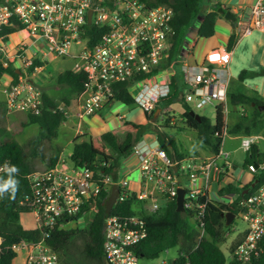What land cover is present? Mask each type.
<instances>
[{
    "label": "built area",
    "instance_id": "1",
    "mask_svg": "<svg viewBox=\"0 0 264 264\" xmlns=\"http://www.w3.org/2000/svg\"><path fill=\"white\" fill-rule=\"evenodd\" d=\"M173 15L172 7L166 4L148 6L140 0H1L0 67H7L11 61L16 70V78L11 77L5 83L1 76L7 73H0L6 108L38 113L41 90L34 76L41 66L32 70L29 66L36 58L44 62L47 55L70 56L74 60L71 68L85 73L77 117L99 111L111 101L115 84L130 81L128 89L134 105L151 116L149 120L164 121L170 107L159 103L170 93L172 72L168 73L169 66L163 65L171 45ZM5 27L24 30L31 37V44L34 41L42 44L35 46L29 55L25 52L27 44H19L9 61L4 47L6 34L2 32ZM92 28L98 29V35L92 33ZM253 29L264 30V0L241 7L234 18L236 34L243 37ZM93 35L97 40L89 44ZM229 61L228 49L215 48L205 54L203 62L184 64L181 76L184 85L181 97L192 110L207 103L213 104L214 110L221 106L224 121L216 151L173 159L156 136L142 135L131 146L140 175L136 190L128 187L125 177L114 180L103 173L96 177L87 166L71 165L62 156L52 166L32 172L31 194L25 204L34 218L33 228L41 229V236L11 244L16 253L25 250L23 264H60L57 252L46 242L50 230L54 226L85 224L96 211L94 203L85 208L87 200L98 196L101 190L110 192L114 183L118 187L115 202L133 192L136 198L144 200L142 209L148 212L175 198L181 186L184 189L181 212L195 225L198 238L204 235L205 205L208 201H219L213 194L230 182L229 171L233 166L230 150L223 148L225 139L239 138L238 147L245 158L253 146L256 154H264V134H231L227 130ZM246 113L243 108L238 111L241 116ZM245 168L253 177L256 172L264 171V159L250 162ZM231 194L234 196L224 195ZM236 207L233 218L239 217L245 227L232 239L228 252L238 264H255L264 253V180L253 191L244 192ZM78 212L80 217L74 219ZM145 234L141 215L106 213L102 250L107 264H139L132 247ZM169 259L160 264H168Z\"/></svg>",
    "mask_w": 264,
    "mask_h": 264
},
{
    "label": "trees",
    "instance_id": "2",
    "mask_svg": "<svg viewBox=\"0 0 264 264\" xmlns=\"http://www.w3.org/2000/svg\"><path fill=\"white\" fill-rule=\"evenodd\" d=\"M1 1V0H0ZM148 6L166 4L172 7L174 15L171 21L173 33L170 36V48L163 66L178 63L181 55V47L187 30L197 21L195 33L199 37H209L214 33V24L219 15L217 9L219 3L210 6V10H203V0H140ZM92 33L98 35V29L92 28ZM14 28L5 27L2 32L11 33ZM97 40L93 35L88 40L93 44ZM235 40V34L231 33L226 43V49H230ZM43 62L34 59L29 66H42ZM7 73L13 79L16 72L11 65L5 68L0 67V73ZM257 72L248 69H241L237 75L239 81L243 82L247 77H252ZM181 72H174L170 79V93L161 100L160 106L170 105L178 102L182 107L181 120L186 123L194 132L196 142L206 151L213 152L218 149L220 130L223 125V112L221 106H216L214 121L199 115L198 119L190 115L192 110L183 102L181 93L183 90ZM85 73L81 70H74L71 67L59 72L56 76L58 85L69 88L72 93L79 94L83 90ZM130 81L119 82L114 85V94L111 101H121L127 105H134V100L129 93ZM66 105L68 99L61 98ZM58 102L41 91V109L38 113H27L26 120L21 125L35 123L38 126L37 133L31 135L23 143L13 138H0V166H16L18 174L13 176L19 181L18 191L15 198L5 194L0 198V264H12L16 252L11 244L20 240H37L41 236V229L24 228L19 222V215L28 212L29 207L25 199L30 196L32 183L29 175L36 170V161L41 162L43 168L52 166L59 158V148L50 149L46 152L45 145L50 143L57 136L58 128L65 119L62 108L57 106ZM254 104V105H252ZM228 105V132L231 134H244L261 132L264 134V99L257 96L241 86L230 85L227 89ZM240 108L247 110L246 115L238 114ZM2 106L0 104V112ZM149 119L151 116L147 115ZM167 123V119L164 120ZM126 129L122 134L113 131H105L99 137L101 148L106 149L105 154H100L94 149L91 138L78 135L74 138L71 152L66 156V161L71 165L87 166L93 171V175L100 176V173L110 175L114 180L118 179V171L122 160L131 152V146L143 133L153 131L160 145L165 148L169 157L179 159L187 153L177 150L174 140L167 133L148 121L139 124L132 121H125ZM4 129L0 128V132ZM167 141L171 147L169 152L164 142ZM253 146L244 164L264 159V154L255 153ZM2 168V169H3ZM0 178L7 179L8 174L0 171ZM264 180V171L253 174L251 180L238 186L229 182L219 189L220 194L233 193L234 199L228 202L208 201L204 209L203 225L205 234L198 238V231L188 218L185 212L175 209V198L164 202L154 212L142 209L144 200L135 197L131 192L122 200L116 201L110 209V214L128 215L139 214L144 220L146 234L137 242L132 250L138 259L157 258L162 252L169 248H176V255L169 259L168 264H225L226 257L218 247L217 242L223 239V232L226 231L225 219L222 212H236V204L243 190L247 193L253 191ZM251 183H253L252 186ZM109 195L108 191H100L99 195L90 198L85 203V208L94 203L96 211L91 215L83 226L73 225L69 227L54 226L46 238L47 244L57 252L60 264H107L102 250V226L106 216L104 202ZM80 212L73 218L78 219ZM229 264H238L231 261ZM255 264H264V253Z\"/></svg>",
    "mask_w": 264,
    "mask_h": 264
},
{
    "label": "rangeland",
    "instance_id": "3",
    "mask_svg": "<svg viewBox=\"0 0 264 264\" xmlns=\"http://www.w3.org/2000/svg\"><path fill=\"white\" fill-rule=\"evenodd\" d=\"M197 24V21H195L192 26L187 30L185 34V38L183 40L184 43H187L189 39H194L198 43L203 42L207 40V37H199L196 35V33L193 30V26ZM13 38H26L28 39V34L24 31L15 32L14 36H10L9 40L12 41ZM32 40V39H31ZM40 41H34L32 46L40 45ZM74 47L72 48V50ZM74 60L70 56H58V57H51L50 55H47L45 61L43 62V65L41 66L40 70L35 72V78L36 82L44 81L45 85L50 82L56 81V76L59 72L63 71L66 68H70L73 66ZM194 63L192 60V56L189 57V59L184 56L180 55L178 63L174 64L172 67L168 68L167 72L171 73L172 71L181 72L182 63ZM241 69H248L256 71L257 73L253 75L252 77H247L243 84L246 87H242V85L237 84L238 86H241L242 88L250 91L257 92L259 95L264 97V31L253 29L249 34H246L242 37L241 41L238 43L237 47L234 50V53L231 56V59L228 63V71L231 77L237 78V75ZM55 84H58L55 82ZM60 88L57 90V94L60 95H70L71 91L68 87L59 85ZM250 91V92H252ZM170 111H168L169 115L166 114V119L168 120L167 123L174 122L177 124V128H180L181 131H179L175 126L166 127L163 124L165 121L163 119H153L154 123L158 127H163V130L167 133H173L172 137L174 139L175 145L177 150H181L188 155H192L195 150H199L205 152L206 150L200 146L195 138H194V132L189 128L188 126L184 125L181 122L180 113L182 111V107L180 103L174 102L169 105ZM135 108V107H134ZM133 108V109H134ZM138 108V107H137ZM124 109V108H122ZM244 109V108H243ZM137 112V115L133 117L132 122L137 123V120H142L141 123L145 124L148 123L145 119L144 112L139 108L135 109ZM246 112L247 110L244 109ZM193 111L199 115L205 116L210 119V121H214L215 117V110L214 105L207 103L204 104L200 108H194ZM135 112V111H134ZM26 113V112H25ZM22 111L18 112H10L7 113L6 111L4 113H0V128L3 127L2 124L4 123L6 126V129H4L3 132H0V138H13L19 143H22L23 138L21 136L29 137L31 134L35 133L36 131H33L31 128L27 129V131H23L20 138H16V135L20 133V131L23 129V125H21V120L26 118V114ZM262 121L264 123V113L262 115ZM116 131V130H115ZM261 133V132H259ZM263 134V133H262ZM70 134L66 131H59L57 136L53 138V142L55 144H58L59 146H63V151L65 153L69 152L71 150V143H67V140L69 139ZM240 143L239 138H226L225 144L223 146L224 149L230 150V160L232 162L233 168L229 171V176L231 179L246 184L251 180V173L245 168L244 160H245V153L238 147ZM94 149L100 153L105 154L107 151L104 148H101L99 141H93ZM49 143L45 145L46 152L51 149L49 147ZM63 158L66 159L65 154L61 155ZM36 167H43L41 162L36 161ZM231 179L229 181H231ZM212 192V190H211ZM213 196H216L219 201L226 202L228 198L230 200H233L235 196L231 194V196L220 194L219 192H216V194H213ZM19 222L24 228H29V225L31 224V215L29 213H21L19 216ZM83 226L84 223H76L71 224ZM245 227V223L237 216H235L229 225L226 228L227 234L224 235L223 239L217 242L218 247L223 251L226 257L225 264H229L231 261H233V258L229 255L228 247L230 242L233 238L237 236L240 230H242ZM25 250H19L16 253V256L14 257V260L12 261V264H22L24 260ZM176 255V248H169L167 251H164L161 253L160 256L157 258L147 259V258H140L139 264H160L162 260H166L169 258H173Z\"/></svg>",
    "mask_w": 264,
    "mask_h": 264
},
{
    "label": "crops",
    "instance_id": "4",
    "mask_svg": "<svg viewBox=\"0 0 264 264\" xmlns=\"http://www.w3.org/2000/svg\"><path fill=\"white\" fill-rule=\"evenodd\" d=\"M255 1L256 0H203L202 3H203V10L205 12L210 10V6L212 4L219 3L220 7H222L223 10L229 11L235 17L237 15V11L241 7L253 4ZM196 26H197V24L195 26H193L194 32L196 30ZM20 31H24V30H14L13 32L6 34L4 37V47H5L7 58L9 61L14 57V55L17 51V47L21 43L27 44L26 45V51H25L27 55L31 54L35 50L34 46H32L33 44H31V37L29 35H28V39H26V38H22V39L13 38L12 41L9 40L10 36L13 37L15 32H20ZM261 31H264V30H261ZM24 32H26V31H24ZM231 33L235 34L234 43L231 46V48L229 49L230 59H231V56L234 53L235 48L237 47L238 43L242 39V36H240L239 34H236V32L234 31V20H230L229 18L225 17L224 13H219V15L216 17L215 24H214V33L211 36L207 37L208 38L207 40L198 43L194 39H189V41L187 43L183 42L182 47H181V54L186 56L188 59L190 56H192V60L194 61V63H188V62L182 63L181 74L183 72V65L184 64H186V65L199 64V63L203 62L204 56L208 51L215 49V48H226V43H227L228 37ZM9 65L12 66L11 61L9 62ZM173 65L174 64H170L169 68L172 67ZM14 70H15V68H14ZM227 70H228V65H227ZM174 72L175 71H172V74ZM229 77H230V85L240 84V85H242V87H246L249 89V87L245 86L243 84V82L238 80V78H233V77H231L230 74H229ZM10 78H11V76L9 74H4L1 76V80L3 83L7 82ZM34 81L38 85V87L40 88L41 91L46 93L53 100L57 101L58 102L57 106L64 110L65 119L61 122V124L58 128V133H59V131L63 132L66 130L69 132L70 137L67 140V143H71V149H72L73 140L78 135H83V137L91 138L93 141H95V140L99 141L100 135L105 131H113V132H116L118 134H122V132L126 129L124 122L125 121H132L133 117L137 115V112L135 109H139V107L137 108V106H135V105H127L121 101L115 100V101L109 102L106 105H104L96 113H93L90 115H83L82 117H77V113L79 112L80 102H81V94L80 93L75 94V93L71 92L70 95L66 94V95H60L59 96L57 94V90L60 88V86L58 84H55V82L57 83V81L50 82V83H47L45 85L44 81H42V80L39 82H36L37 80H36L35 76H34ZM250 91H252V90L250 89ZM252 92L255 93L257 96H259L260 98L264 99V97L259 95L257 92H255V91H252ZM61 98L68 99V103L65 105L63 103V101H61ZM0 104L2 106V110L0 113H4L5 111L7 113L22 111V110H8L6 108V106H5V95L2 92L1 88H0ZM122 108H124V109H122ZM22 112H24V111H22ZM25 114H27V113H25ZM144 115H145L146 121L154 123V121H151L147 118L145 113H144ZM24 120H26V118L22 119L20 122H22ZM136 122L139 124H143V123H141L142 120H140V119L137 120ZM181 122L184 125L188 126L182 120H181ZM154 124L156 125V123H154ZM163 125L166 127L175 126L177 128V124H175L174 122L164 123ZM1 127L6 129V126L4 123L2 124ZM29 128H31L33 131H36L35 133H33L31 135H34L37 133V130H38L37 124L30 123V124L24 125V127L20 131V133H18V135H16V138H20L22 132L25 130L27 131V129H29ZM159 128L163 130V127H159ZM177 129L179 131H181L180 128H177ZM188 129H189V126H188ZM172 134L173 133H171V134L167 133V135L172 140H174L172 137ZM143 136H146L148 138H153V137H155V134L153 131H147V132L143 133ZM29 137H27V138H29ZM21 138H23L22 143L27 139L26 136H21ZM49 145H50L49 147H51V149L59 148V150H60L59 156H61L62 154L68 155L71 152V150H70L69 152L65 153L63 151L64 147L59 146L58 144H55L53 142V139L51 140ZM206 152H208V151L203 152V150L202 151L195 150L191 156L202 155ZM43 169H45V168L36 167L35 171H40ZM120 177H125L127 179L128 187L130 189L136 190L139 188V186H140L139 170L137 167L136 158L131 152L128 156H126L122 160V163H121L119 171H118V178H120ZM230 179H231V177H230ZM230 182L233 184H236V185L242 184V183H239L233 179H231ZM229 200L230 199L228 198L227 201H229ZM25 213H29V212H25ZM29 214L31 215V224L29 225V228H33L34 227V218H33L31 213H29ZM13 260H14V258H13Z\"/></svg>",
    "mask_w": 264,
    "mask_h": 264
},
{
    "label": "water",
    "instance_id": "5",
    "mask_svg": "<svg viewBox=\"0 0 264 264\" xmlns=\"http://www.w3.org/2000/svg\"><path fill=\"white\" fill-rule=\"evenodd\" d=\"M217 12L224 13L225 17L229 18L230 20H234V18H235L233 14H231L229 11L223 10L222 7H219L217 9ZM252 105H254V104H252ZM155 111H157V110H155ZM189 114L194 116L195 119L199 118V114L195 113L193 110H191L189 112ZM164 145H165L166 149L170 152L171 147H170L169 143L167 141H165ZM252 185H253V183H251L250 186H252ZM244 192H247V188H245L243 190V193ZM117 195H118V187H117V184L114 183L111 185L109 195H108L106 201L104 202L105 213H108L110 211L113 203L116 200ZM183 195H184V189L181 186H179L177 188V193H176V197H175V205H176L175 209L177 211H180V212L183 210ZM222 216L225 219V225H228L231 222V220L234 216V213L231 211H225V212H222ZM0 241H1V238H0Z\"/></svg>",
    "mask_w": 264,
    "mask_h": 264
},
{
    "label": "clouds",
    "instance_id": "6",
    "mask_svg": "<svg viewBox=\"0 0 264 264\" xmlns=\"http://www.w3.org/2000/svg\"><path fill=\"white\" fill-rule=\"evenodd\" d=\"M0 171H4L8 174L7 179L0 178V198H3L5 194H9L10 198H15V194L18 191L19 181L13 176L18 174L19 169L16 166H8L7 164Z\"/></svg>",
    "mask_w": 264,
    "mask_h": 264
}]
</instances>
